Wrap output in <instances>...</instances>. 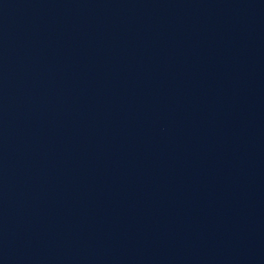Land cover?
<instances>
[{
  "label": "water",
  "instance_id": "95a60500",
  "mask_svg": "<svg viewBox=\"0 0 264 264\" xmlns=\"http://www.w3.org/2000/svg\"><path fill=\"white\" fill-rule=\"evenodd\" d=\"M0 264H264V0H0Z\"/></svg>",
  "mask_w": 264,
  "mask_h": 264
}]
</instances>
